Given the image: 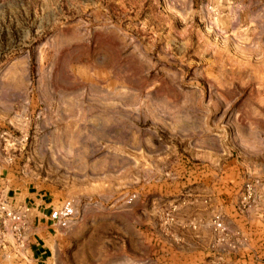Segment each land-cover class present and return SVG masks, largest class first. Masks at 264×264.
Here are the masks:
<instances>
[{"label": "rangeland", "instance_id": "374dc122", "mask_svg": "<svg viewBox=\"0 0 264 264\" xmlns=\"http://www.w3.org/2000/svg\"><path fill=\"white\" fill-rule=\"evenodd\" d=\"M213 59L236 79L227 117L264 131V89L250 88L264 77V0H0V264H34L27 230L2 210L7 198L24 211L27 192L43 195L46 211L74 210L50 229L44 264L224 257L229 242L194 248L177 219L197 162L177 123L186 114L206 127L222 107Z\"/></svg>", "mask_w": 264, "mask_h": 264}, {"label": "crops", "instance_id": "0c3cea01", "mask_svg": "<svg viewBox=\"0 0 264 264\" xmlns=\"http://www.w3.org/2000/svg\"><path fill=\"white\" fill-rule=\"evenodd\" d=\"M237 7L241 16L245 3L240 2ZM212 62H217L219 67L211 76L212 97L220 100L222 107L210 117L212 122L206 123V127L192 124L186 114L182 123H177L178 132L189 138L188 149L197 161L190 167L193 169L185 173L183 183L191 185L179 191L183 196L177 205V219L183 227L180 239L192 241L194 248H202V243L215 240L212 217L221 213L228 228L226 242L237 247L227 254L220 251L223 247L216 248L219 255L225 254V258L216 256V264L219 259L232 264H253L255 257L264 256V203L248 215H241L236 204L245 179L264 175V131L256 123L242 128L237 117H227L230 112L222 99L228 98L229 92L236 88V79L230 74L229 63L225 66V60L213 59ZM250 88L252 91L264 89V77ZM246 131H251L248 137ZM150 160L153 164L145 169L147 173L154 172L155 158ZM34 194L27 192L20 202L24 206L22 210L29 209L23 223L28 232L23 250L29 261L44 264L52 253L50 229L53 223L48 219L50 210L46 211L48 204L43 195Z\"/></svg>", "mask_w": 264, "mask_h": 264}, {"label": "built area", "instance_id": "2783aa9c", "mask_svg": "<svg viewBox=\"0 0 264 264\" xmlns=\"http://www.w3.org/2000/svg\"><path fill=\"white\" fill-rule=\"evenodd\" d=\"M264 200V175H258L249 177L243 184L238 199L237 209L241 214L248 215ZM2 210L6 213L12 220L14 224L19 225L18 229H22V224L24 223L25 213L29 211L26 208L24 211L15 212L12 207H10L7 198H5L2 203ZM175 209H169L164 214V224L168 227L176 222V216L174 213ZM74 215V210L71 204H64L58 207H52L51 212L48 214V219L54 225H65L69 222L71 217ZM213 229L217 235V242L222 243L226 241L228 236V228L226 221L221 213H216L212 217ZM236 244H230V251L235 250ZM219 264H232L228 261L219 260ZM261 264V263H256Z\"/></svg>", "mask_w": 264, "mask_h": 264}]
</instances>
